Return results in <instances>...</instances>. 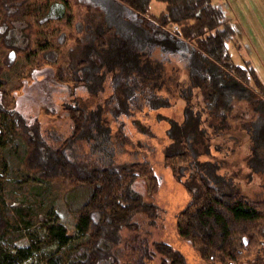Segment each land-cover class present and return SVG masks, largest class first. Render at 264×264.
Here are the masks:
<instances>
[{
    "label": "rangeland",
    "instance_id": "1",
    "mask_svg": "<svg viewBox=\"0 0 264 264\" xmlns=\"http://www.w3.org/2000/svg\"><path fill=\"white\" fill-rule=\"evenodd\" d=\"M80 1L27 4L23 22L15 27L19 32L25 21L32 25L28 50L17 52L0 43V79L4 81L0 87L10 93L4 101L12 100L14 110L26 121L37 120L46 141L59 145L68 139V151L77 158L150 165L158 180L156 192H150V182L143 176L133 188L156 206V214L150 218L138 212L133 216L134 228H122L119 242L107 249L118 264H159L152 247L155 241L179 250L187 264H206L176 227L178 213L191 199L183 182L198 166L210 164L214 174L231 177L244 195L264 198V99L253 88L252 104L236 102L231 115L214 114L199 82L204 68L219 70L192 43L146 30L124 0ZM213 1L236 29L226 44L232 62H249L264 85V0ZM251 6L257 13L251 14ZM163 8V3H150L154 15ZM167 28L172 34L177 29ZM9 43L23 46L14 39ZM86 47L92 60L90 86L56 83V67L83 57ZM49 49L59 57L38 66L41 53ZM65 106L82 108L87 115L86 128L74 140L70 139L73 124ZM253 108L258 109L254 114ZM242 112L247 119L236 116ZM182 126L193 128L190 149L195 162L177 179L165 165L163 151L172 141L169 129ZM26 152L11 117L0 114V206L13 225L0 238V245L9 252L30 247L28 256L17 264H42L49 255L75 249L88 240L65 203V198L82 201L87 189L68 180L37 178L25 166ZM42 216L67 229L70 239L66 245L54 242L36 247L46 236ZM144 245L153 253L150 259L142 256ZM84 249L77 247L68 260H79Z\"/></svg>",
    "mask_w": 264,
    "mask_h": 264
},
{
    "label": "trees",
    "instance_id": "2",
    "mask_svg": "<svg viewBox=\"0 0 264 264\" xmlns=\"http://www.w3.org/2000/svg\"><path fill=\"white\" fill-rule=\"evenodd\" d=\"M37 1L0 0V43L3 46L17 52L28 50L32 25L25 21L17 32L15 24L23 22L27 4ZM74 1L75 4L81 3L80 0ZM124 1L133 8L143 28L192 43L199 53L215 63L219 72L204 68L199 82L214 114L231 115L235 112L236 102L252 104L253 88L264 99V85L250 63L236 65L232 62L226 44L235 35L236 29L226 22L223 10L212 0ZM151 1L164 4L157 15L150 12ZM168 26L177 28L174 34L167 31ZM12 39L23 46L10 44ZM82 52L83 57H74L75 62L70 64L67 61L65 65L56 67L53 73L56 83L72 88L90 86V50L86 47ZM59 55L52 49L43 50L38 66L42 62H55ZM3 85L4 81L0 79V86ZM9 94L0 87V114L11 117L26 144V168L39 179L68 180L75 187L87 189V195L78 203L65 198L68 211L75 215L77 229L88 235L86 243L77 246L85 248L83 255L75 262L68 260L76 247L49 255L42 264H65V260L67 264H101L103 261L118 264L117 258L107 249L119 242L122 228H134L132 220L138 212H145L150 218L156 214V206L144 201L133 188L136 179L143 176L150 182V192H156L158 180L150 165L139 161L100 163L93 158H77L68 151V139L59 145L46 141L40 134L37 120L26 121L14 110L12 100L4 101ZM64 108L73 124L70 139H77L86 128L87 115L79 107ZM257 111L253 108V114ZM236 116L248 118L243 112ZM192 132V126L174 127L168 131L172 141L164 148L163 160L177 179L195 162L190 149L193 146L190 139ZM209 165L198 166L183 182L191 199L176 219V227L183 231L182 238L191 244L199 259L206 264H264V198L255 200L244 195L232 183L231 177L227 179L214 174L215 168ZM40 218L46 236L36 247L54 242L61 245L68 243L70 237L62 224L49 217ZM12 227L11 220L0 206V238ZM152 247L159 256V264H187L183 254L166 242L155 241ZM30 250L28 247L9 252L0 245V264H17L28 256ZM152 255L144 245L142 256L150 259Z\"/></svg>",
    "mask_w": 264,
    "mask_h": 264
},
{
    "label": "crops",
    "instance_id": "3",
    "mask_svg": "<svg viewBox=\"0 0 264 264\" xmlns=\"http://www.w3.org/2000/svg\"><path fill=\"white\" fill-rule=\"evenodd\" d=\"M213 2H214V1H213ZM250 9H251V14L257 13V11L254 10L255 8H253L252 6H251ZM255 22H256V24L259 23V18H256ZM252 24H254V22H252ZM251 39H252V38H251ZM252 40H253V39H252Z\"/></svg>",
    "mask_w": 264,
    "mask_h": 264
}]
</instances>
